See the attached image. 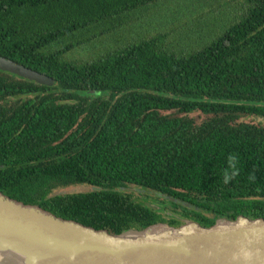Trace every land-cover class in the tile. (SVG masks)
<instances>
[{"label":"trees","instance_id":"obj_1","mask_svg":"<svg viewBox=\"0 0 264 264\" xmlns=\"http://www.w3.org/2000/svg\"><path fill=\"white\" fill-rule=\"evenodd\" d=\"M156 1L0 0V56L55 81L0 70L2 194L110 234L264 219V0H243L238 18L228 8L229 26L196 49L172 48L165 34L66 59L123 34L132 16L122 14ZM198 6L187 3L184 16ZM112 18L121 29L105 27ZM230 157L237 174L225 184ZM77 184L93 189L61 191ZM128 187L166 197L173 213L138 202Z\"/></svg>","mask_w":264,"mask_h":264},{"label":"water","instance_id":"obj_2","mask_svg":"<svg viewBox=\"0 0 264 264\" xmlns=\"http://www.w3.org/2000/svg\"><path fill=\"white\" fill-rule=\"evenodd\" d=\"M0 70L41 85L55 82L2 56ZM0 255V264H264V219L156 222L110 234L0 192Z\"/></svg>","mask_w":264,"mask_h":264},{"label":"rangeland","instance_id":"obj_3","mask_svg":"<svg viewBox=\"0 0 264 264\" xmlns=\"http://www.w3.org/2000/svg\"><path fill=\"white\" fill-rule=\"evenodd\" d=\"M157 0L146 6H140L137 9L123 13L124 20L129 16H132V22L127 24V28H123L121 34L119 30H113L103 36L101 39L90 46L77 47L74 51L66 55V59H73L75 62L90 61L91 56L100 54L104 49H108L110 45L118 44L119 46L130 45L137 43L141 40L152 39L156 37L165 36V34L171 39L170 46L172 48H198L201 47L209 39H213L222 33V30L228 27L232 19L229 17L227 11L230 8L233 10V15L236 14L237 18L241 15L243 0ZM188 3L189 6H198V10L193 17V14L189 12L184 16V12H188L190 9L184 8ZM184 8V9H183ZM229 8V9H228ZM180 10V11H179ZM194 10V9H191ZM201 10V12H200ZM179 11L178 14H176ZM201 18L202 22H194L195 17ZM229 12V11H228ZM193 13V12H192ZM189 20H188V19ZM192 20V21H191ZM121 22V19L112 18L111 21L105 25L106 28H114ZM125 22V21H124ZM102 28L96 29L95 34L101 31ZM121 29V25L117 27ZM150 30V32H149ZM136 33V34H135ZM181 33V35L176 36ZM160 35V36H159ZM174 35L176 37H174ZM130 37V38H129ZM164 39V37H163ZM185 49L183 50L186 52ZM198 121L203 120L204 116L201 113H192ZM246 121L252 123L258 122L257 119L246 118ZM264 125V122H263ZM91 186L88 184H77L61 188L63 193L66 192H88L91 190ZM122 191L133 193V197L141 203L147 206L151 205L159 209L164 214H171L172 209L167 202L166 197H158L155 193L146 190H140L134 187L123 188Z\"/></svg>","mask_w":264,"mask_h":264},{"label":"clouds","instance_id":"obj_4","mask_svg":"<svg viewBox=\"0 0 264 264\" xmlns=\"http://www.w3.org/2000/svg\"><path fill=\"white\" fill-rule=\"evenodd\" d=\"M230 166L232 167V172L231 173H228V172H225L224 174V183L227 184L236 174V170H235V157H230Z\"/></svg>","mask_w":264,"mask_h":264},{"label":"bare ground","instance_id":"obj_5","mask_svg":"<svg viewBox=\"0 0 264 264\" xmlns=\"http://www.w3.org/2000/svg\"><path fill=\"white\" fill-rule=\"evenodd\" d=\"M0 260H1V255H0Z\"/></svg>","mask_w":264,"mask_h":264}]
</instances>
